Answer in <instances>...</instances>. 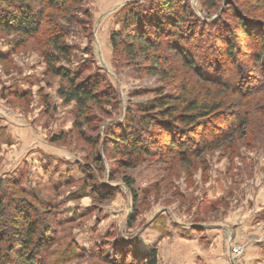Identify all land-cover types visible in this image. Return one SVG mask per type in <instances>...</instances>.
<instances>
[{"label": "rangeland", "instance_id": "obj_1", "mask_svg": "<svg viewBox=\"0 0 264 264\" xmlns=\"http://www.w3.org/2000/svg\"><path fill=\"white\" fill-rule=\"evenodd\" d=\"M228 2L264 21V0H223L211 11L204 0H185L176 8L177 15L186 17L180 45L187 49L188 61L197 60L205 68L204 58L214 54L209 37L221 45L225 24L234 30L238 49L235 62L224 61L219 68L231 81L245 72L242 76H250L252 83V77L262 75L255 62L259 36L254 41L236 26L226 12ZM135 3L144 7L149 0H83L70 8L45 9L35 36L22 39L16 32L0 31V178L17 180L35 195L29 196L32 203L29 199L20 207L32 209L29 214L50 228V244L39 257L45 264H145L134 257H121L119 263L108 258L114 257V247L145 252L155 247L158 264H264V89L248 95L233 88L223 91L221 85L203 80L199 69L181 60L168 42L158 68L166 69V76L150 72L153 63L143 58L137 64L121 60L110 37L122 29ZM59 25L72 46V63H62L82 69L83 75L101 74L104 84L118 92L117 100L97 109V121L84 126L90 140L75 126V103H64L57 92L61 77L47 70L44 50L52 49L51 34ZM19 90L25 92L23 98ZM160 92L200 104L222 101L219 112L247 113V124L210 148L184 155L154 146L165 155L140 156L131 168L118 161L127 156L112 153L110 144H94L98 135L124 124ZM154 131L157 135L150 138L159 141L162 132ZM92 177L99 196L86 188ZM124 177L134 181L133 189ZM18 207L10 210L13 234L25 220L16 216ZM14 255L0 264H12Z\"/></svg>", "mask_w": 264, "mask_h": 264}, {"label": "trees", "instance_id": "obj_2", "mask_svg": "<svg viewBox=\"0 0 264 264\" xmlns=\"http://www.w3.org/2000/svg\"><path fill=\"white\" fill-rule=\"evenodd\" d=\"M8 1L11 3L10 6L3 5L2 0H0V31L9 34L16 32L23 39L38 33L42 26L41 21L45 9L70 8L73 4L83 0ZM222 1L204 0V4L206 9L211 11L220 7ZM181 2L185 3V0H149V4L144 7H136L137 4L135 3V8H131L125 14L122 29L111 33L110 38L114 52L121 56V60L132 64L139 63L142 58L150 61L153 63L150 72L166 76V69L159 70L158 68L162 66L165 59L163 53H166L168 42L175 53L181 54V60L186 61V64L192 68L199 69V74L203 80L211 84L221 85L223 91L227 92L233 88L237 93H247L248 95L264 89V21L253 17L254 15L252 16L249 11L237 3L228 2L226 4V12L235 20L236 26L241 27L243 32L245 31V35L254 41L257 39L256 35L259 36L260 49L255 51L257 56L255 62L262 73L261 78L252 77V83L247 80L250 76H242L245 72L239 75V79L231 81L229 75L226 76L222 72L223 70L219 68V63L222 64L224 61L226 64L235 62V52L238 45L235 41L234 30L226 28L224 24V30H220L219 33L221 45L215 44L213 39L209 37L210 49L214 50V54L210 52L207 54L208 57L204 58L207 59V61L204 60L205 68L197 60L188 61L187 49L180 45L181 40L185 39L186 36L183 27L186 17L184 15L181 17L176 12V8ZM188 7L186 5L184 10H187ZM175 19V27H172V22ZM249 20L251 23L248 22ZM252 22H254V26H252ZM249 25H251V29L248 28ZM56 27L58 26L54 28ZM258 29L261 30L262 34L259 33ZM54 32L52 31L51 34L52 49L44 50L47 70L49 73L61 77L62 83L57 92L64 103H75L77 116L75 126L84 139L90 140L84 131V126L96 122L95 112L97 109L117 100L118 92L111 85L104 84L106 78L101 74L97 73L94 77L83 75L82 69L76 71L69 65L62 63V60L69 64L72 63V46L64 40L67 32L62 25H59ZM165 40L167 41L165 42ZM222 45L225 51L219 55L218 51L223 49ZM225 47L227 48L225 49ZM206 68H209V71ZM225 78L228 79L225 80ZM233 82L237 83V86ZM257 83L258 85H256ZM24 93V91L19 90L18 97L23 98ZM173 99L178 103L173 104ZM182 104H186L183 111L180 110ZM222 106V101L214 105L200 104L198 100H186L183 96L177 99L172 94L160 92L155 100L139 105L137 112L129 114L124 124H117L107 129L103 136L98 135L94 144H103L105 147L110 144L112 153L127 156L118 159V161L130 168L134 166L140 156L165 155V152L154 148L157 145L163 151L166 150L168 154L184 155L189 151L204 150L210 148L214 141L220 142L223 138L242 131L247 124V113L232 114L225 111L227 114H224L225 112H219ZM241 126H243L242 129ZM156 128L162 132L159 141L154 137L153 139L150 138V136L157 135L154 131ZM95 154L96 160L102 166L103 159L99 150L96 149ZM124 180L130 187L134 184L130 177H124ZM86 184V188L90 187L93 194L97 193L93 177L91 180L87 179ZM22 194L26 196L24 197ZM85 194L87 193L85 192ZM29 196L34 198L35 195L29 194L26 189L20 187L19 181L0 178V259L2 261L8 260L9 254L13 252L16 261L12 264H39L42 258L39 257V252L45 250L50 244L48 241L50 228L43 225L38 217L29 214L31 208L27 211L25 207L23 209L20 207L29 199V203H32ZM137 196V194L134 195L135 204L138 201ZM15 204L19 205L15 209L16 216H23L25 220L21 223L20 232L13 234L10 231L12 219L10 210ZM126 248L123 247L121 251L120 249L118 251V247H114L115 255L109 257L108 260L119 263L121 257H126V259L134 257V259L144 260L145 264H158L157 248L154 247L149 252L137 248H134L135 250L132 248L127 250ZM5 252L7 253L5 254ZM42 259L41 264H45L44 258Z\"/></svg>", "mask_w": 264, "mask_h": 264}]
</instances>
